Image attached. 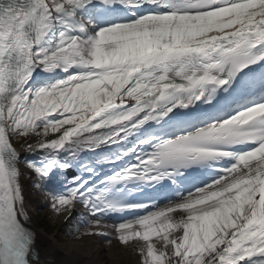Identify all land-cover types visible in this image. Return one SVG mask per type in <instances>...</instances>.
<instances>
[{
    "label": "snow or ice",
    "instance_id": "1",
    "mask_svg": "<svg viewBox=\"0 0 264 264\" xmlns=\"http://www.w3.org/2000/svg\"><path fill=\"white\" fill-rule=\"evenodd\" d=\"M30 192L140 264H264V0H0V264Z\"/></svg>",
    "mask_w": 264,
    "mask_h": 264
},
{
    "label": "bare ground",
    "instance_id": "2",
    "mask_svg": "<svg viewBox=\"0 0 264 264\" xmlns=\"http://www.w3.org/2000/svg\"><path fill=\"white\" fill-rule=\"evenodd\" d=\"M47 206L48 202L43 200L40 194H28L26 207L30 215L29 223L36 228L37 233L35 264H123V260L135 263L139 261V255L124 248L117 241H113L112 247L108 248L100 237L87 241L74 240L70 235L69 222L65 224L67 236L58 234L52 239L46 237L44 232L38 229V210Z\"/></svg>",
    "mask_w": 264,
    "mask_h": 264
},
{
    "label": "rangeland",
    "instance_id": "3",
    "mask_svg": "<svg viewBox=\"0 0 264 264\" xmlns=\"http://www.w3.org/2000/svg\"><path fill=\"white\" fill-rule=\"evenodd\" d=\"M47 215L48 216V218H51V219H53L54 221H56L57 222V224H59V227H58V229L56 230V231H54L52 234H44L46 237H48V238H50V239H52L55 235H58V234H60V235H62V236H67V233H68V231L66 230V228H65V224H66V222H65V220H64V217L61 215V216H57L51 209H50V207L49 206H47V207H45V208H39V210H38V220H39V222L41 223V221H42V217H43V215ZM40 223H39V225H40ZM70 223V225H71V222H69ZM39 228L41 229V230H43L40 226H39ZM43 232H44V230H43ZM123 264H140V257H139V261H137L136 263L135 262H133V261H126V260H123Z\"/></svg>",
    "mask_w": 264,
    "mask_h": 264
},
{
    "label": "trees",
    "instance_id": "4",
    "mask_svg": "<svg viewBox=\"0 0 264 264\" xmlns=\"http://www.w3.org/2000/svg\"><path fill=\"white\" fill-rule=\"evenodd\" d=\"M48 223V228L50 229V228H53L54 227V224H52V223H50V222H47Z\"/></svg>",
    "mask_w": 264,
    "mask_h": 264
}]
</instances>
